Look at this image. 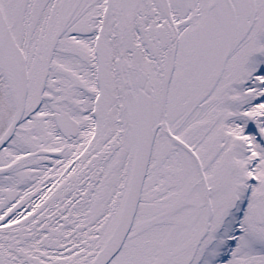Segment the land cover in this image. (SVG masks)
I'll use <instances>...</instances> for the list:
<instances>
[{
	"label": "snow or ice",
	"instance_id": "1",
	"mask_svg": "<svg viewBox=\"0 0 264 264\" xmlns=\"http://www.w3.org/2000/svg\"><path fill=\"white\" fill-rule=\"evenodd\" d=\"M0 264H264V0H0Z\"/></svg>",
	"mask_w": 264,
	"mask_h": 264
}]
</instances>
